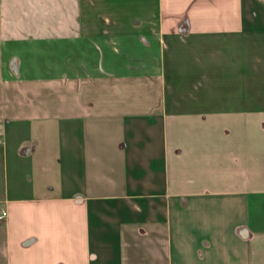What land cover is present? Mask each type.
Listing matches in <instances>:
<instances>
[{"label": "crops", "instance_id": "crops-1", "mask_svg": "<svg viewBox=\"0 0 264 264\" xmlns=\"http://www.w3.org/2000/svg\"><path fill=\"white\" fill-rule=\"evenodd\" d=\"M0 264H264V0H0Z\"/></svg>", "mask_w": 264, "mask_h": 264}, {"label": "built area", "instance_id": "built-area-1", "mask_svg": "<svg viewBox=\"0 0 264 264\" xmlns=\"http://www.w3.org/2000/svg\"><path fill=\"white\" fill-rule=\"evenodd\" d=\"M6 216V210L0 212V220L4 219Z\"/></svg>", "mask_w": 264, "mask_h": 264}]
</instances>
